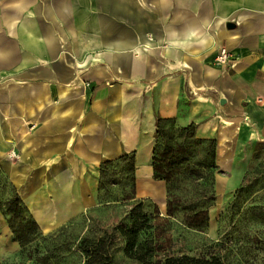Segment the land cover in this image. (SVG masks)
Wrapping results in <instances>:
<instances>
[{"label":"crops","instance_id":"obj_1","mask_svg":"<svg viewBox=\"0 0 264 264\" xmlns=\"http://www.w3.org/2000/svg\"><path fill=\"white\" fill-rule=\"evenodd\" d=\"M157 116L196 123L229 169L264 139V0H0V169L43 230L98 202L101 163L124 152L166 210Z\"/></svg>","mask_w":264,"mask_h":264},{"label":"rangeland","instance_id":"obj_2","mask_svg":"<svg viewBox=\"0 0 264 264\" xmlns=\"http://www.w3.org/2000/svg\"><path fill=\"white\" fill-rule=\"evenodd\" d=\"M256 145L257 142L252 149L246 146L235 155L234 169H229L227 158L221 157L218 161L217 157L214 184L217 198L210 208L209 223L203 229L188 227L182 213L168 216L150 197H138L133 172L125 169L124 162H117L100 171L98 202L53 231L43 230L38 223L40 232L25 247L14 238L8 216L4 215L6 205L16 190L19 194L20 191L0 169V264H84V256L78 249L82 238H97L110 232L127 220L129 210L141 199H145L154 224V228L143 232L141 240L154 239L162 247L155 261L183 254H216L225 264H264V143ZM144 155L140 157L142 175L148 164ZM182 179L174 192L182 198L198 195L205 186L211 185L209 179L200 182ZM24 203L30 212L24 211L23 217L29 218L32 212ZM18 222L25 224L26 221L20 217ZM123 246L124 239L116 234L112 253L117 264H142L127 257Z\"/></svg>","mask_w":264,"mask_h":264},{"label":"trees","instance_id":"obj_3","mask_svg":"<svg viewBox=\"0 0 264 264\" xmlns=\"http://www.w3.org/2000/svg\"><path fill=\"white\" fill-rule=\"evenodd\" d=\"M197 127L196 123L178 126L173 118L157 116L152 166L154 179L164 181L167 187V215L175 216L182 213L183 221L188 227L203 229L209 223L210 208L214 206L217 198L214 184L218 169V141L216 138L198 136ZM262 143L264 139H259L256 146ZM117 162H124L125 169L133 172L136 187L135 151L124 152L115 159L103 161L100 165L101 173L104 167ZM182 178L198 182L209 179L211 185L205 186L202 192H197L198 195L195 193L192 197L182 198L174 193L179 189L181 180H184ZM98 191L100 199V186ZM26 210L29 211L16 190L15 196L6 205L4 215L8 216L9 227L21 247L28 245L31 237L41 230L31 213L29 218L23 217ZM156 211L159 212L158 208ZM20 217L26 221L25 224L18 222ZM152 228L154 224L146 210L145 199H141L129 210L127 220L119 223L110 232L97 238L88 236L82 238L78 249L84 256V264H117L112 253L116 234L124 239L123 250L126 256L142 264H225L216 254L208 256L183 254L167 256L164 261H155L154 258L162 247L154 239L141 240L143 232Z\"/></svg>","mask_w":264,"mask_h":264},{"label":"built area","instance_id":"obj_4","mask_svg":"<svg viewBox=\"0 0 264 264\" xmlns=\"http://www.w3.org/2000/svg\"><path fill=\"white\" fill-rule=\"evenodd\" d=\"M235 58V54L227 47L222 46L215 57V62L221 65H227L231 60Z\"/></svg>","mask_w":264,"mask_h":264},{"label":"water","instance_id":"obj_5","mask_svg":"<svg viewBox=\"0 0 264 264\" xmlns=\"http://www.w3.org/2000/svg\"><path fill=\"white\" fill-rule=\"evenodd\" d=\"M228 26H229L230 28H232V27H234V24L231 23V22H229ZM223 101H224V100H223Z\"/></svg>","mask_w":264,"mask_h":264}]
</instances>
